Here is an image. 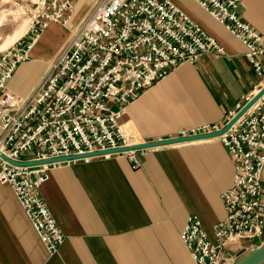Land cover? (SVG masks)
I'll return each mask as SVG.
<instances>
[{
    "label": "crops",
    "instance_id": "crops-1",
    "mask_svg": "<svg viewBox=\"0 0 264 264\" xmlns=\"http://www.w3.org/2000/svg\"><path fill=\"white\" fill-rule=\"evenodd\" d=\"M94 1L79 0L75 12ZM175 2L225 53L179 64L126 106L120 124L135 130L137 142L220 127L260 87L245 46L193 0ZM237 13L264 37V0H240ZM73 18L74 12L68 24L51 23L38 35L13 71L10 90L21 96L34 90L80 20ZM233 172L231 154L217 137L135 149L132 157L61 162L40 185L64 234L55 252L46 249L11 186L0 182V264H198L179 231L196 215L212 237L214 223L225 216L221 193ZM261 176L264 186V165ZM263 243L264 227L251 242L222 247L218 264H235Z\"/></svg>",
    "mask_w": 264,
    "mask_h": 264
},
{
    "label": "built area",
    "instance_id": "built-area-1",
    "mask_svg": "<svg viewBox=\"0 0 264 264\" xmlns=\"http://www.w3.org/2000/svg\"><path fill=\"white\" fill-rule=\"evenodd\" d=\"M193 1L245 46L244 55L261 87L264 37L239 17L240 0ZM75 2L31 0L25 37L0 50V150L13 159L129 145L134 141L122 132L119 119L131 101L179 64L203 54L225 53L175 0H95L69 30L34 90L28 96L17 95L8 87L16 66L29 57L38 35L51 23L71 21ZM217 128L205 125L180 135ZM217 138L234 167L231 185L221 193L225 216L214 223L212 237L196 215H190L180 233L201 264H218L222 247L251 242L262 233L264 94ZM127 153L132 157V151ZM47 169L46 164L16 166L0 157V182L13 187L39 237L53 251L63 234L39 193Z\"/></svg>",
    "mask_w": 264,
    "mask_h": 264
},
{
    "label": "water",
    "instance_id": "water-1",
    "mask_svg": "<svg viewBox=\"0 0 264 264\" xmlns=\"http://www.w3.org/2000/svg\"><path fill=\"white\" fill-rule=\"evenodd\" d=\"M264 94V84L258 88V90L247 100L245 103L239 107V109L226 120V122L221 125L219 128L195 133V134H185V135H177L172 137H166L162 139H156L151 141H142L138 143H134L131 145H124L114 148H108L103 150H97L93 152H85V153H74L68 155H62L58 157H51L45 159H32V160H25V161H16L8 158L0 151V156L6 160H8L12 164L16 165H35V164H43L49 162H56V161H66L73 158H81L86 156H95L101 154H110L115 152H122L127 150H134V149H144L149 147H155L165 144H172L177 142H185V141H192V140H200V139H208L213 138L221 135L225 132L236 120L242 116L256 101L257 99ZM264 259V243L253 249L249 254L245 255L241 259H239L235 264H258L260 261Z\"/></svg>",
    "mask_w": 264,
    "mask_h": 264
},
{
    "label": "rangeland",
    "instance_id": "rangeland-1",
    "mask_svg": "<svg viewBox=\"0 0 264 264\" xmlns=\"http://www.w3.org/2000/svg\"><path fill=\"white\" fill-rule=\"evenodd\" d=\"M78 1L79 0H76L74 5L73 22L78 18L81 20V18L89 9V6H87L86 3L80 10L75 12V7ZM30 3L31 0H0V44L5 43V45L0 46V50L7 48L12 43L25 37L24 33L26 32L29 24L27 7L30 5ZM21 26L25 28V32L13 41L8 42L14 31ZM127 125L125 126L126 129ZM129 127L135 133V130L130 125ZM134 139L136 140V138Z\"/></svg>",
    "mask_w": 264,
    "mask_h": 264
},
{
    "label": "bare ground",
    "instance_id": "bare-ground-1",
    "mask_svg": "<svg viewBox=\"0 0 264 264\" xmlns=\"http://www.w3.org/2000/svg\"><path fill=\"white\" fill-rule=\"evenodd\" d=\"M83 2H85V0H81V2H80V4L82 5V3ZM75 5V4H74ZM73 12H74V8H73ZM29 21H30V19H29ZM0 25H1V23H0ZM25 32V28L23 27V26H21V27H19L18 29H16L15 31H14V33L12 34V36L10 37V39H9V41L8 42H11V41H13L14 39H16L17 37H19L20 35H22L23 33ZM1 45H5V43H2V44H0V46ZM121 119V118H120ZM120 119H119V125L121 126V124H120ZM127 125V124H126ZM125 125V126H126ZM125 126H123V127H121V130H122V132L126 135V136H128L129 137V140L130 141H134L133 143H131V144H134V143H138L134 138L135 137H130V136H134V131H132V129L129 127V125H127V129H126V127ZM131 144H129V145H131ZM122 146H124V145H122ZM119 147V146H118ZM135 150V149H134ZM134 150H127V151H122V152H115V153H125V154H128L127 152H129V151H132V152H134ZM1 151V150H0ZM2 152V151H1ZM88 152H93V151H88ZM5 156H7L8 158H10V159H12V160H16V161H25V160H32V159H13V158H11V157H9L8 155H6L4 152H2ZM85 153V152H84ZM110 154H114V153H110ZM110 154H101V155H95V156H102V155H110ZM66 155H68V154H66ZM60 156H62V155H60ZM95 156H86V157H81V158H73V159H69V162L70 161H76V160H88V159H90V158H92V157H95ZM1 157V156H0ZM51 157H58V156H51ZM51 157H45V158H51ZM128 157H129V154H128ZM2 158V157H1ZM45 158H40V159H45ZM85 158H87V159H85ZM2 159H4V158H2ZM35 159H37V158H35ZM4 160H6V159H4ZM7 162H9L8 160H6ZM67 161V160H66ZM61 162H64V161H56V162H49V163H43V164H39V165H44V164H46V165H48V169L47 170H45V172H46V174H47V178H48V171H49V169L51 168V167H54L55 165H57V164H59V163H61ZM10 163V162H9ZM10 164H12V163H10ZM13 165H16V164H13ZM35 165H37V164H35ZM16 166H34V165H16ZM46 178V179H47ZM45 179V180H46ZM44 180V181H45ZM43 181V182H44ZM11 186V185H10ZM11 188L13 189V187L11 186ZM13 191H14V189H13ZM14 193H15V191H14ZM39 193H40V187H39ZM16 195V194H15ZM41 195V194H40ZM19 201V200H18ZM22 206V205H21ZM23 209H24V207H23ZM24 211H25V209H24ZM51 211V210H50ZM25 213H26V211H25ZM26 215H27V217L29 218V220H30V222H31V224H32V221H31V219H30V217L28 216V214L26 213ZM190 217V216H189ZM188 217V218H189ZM188 218H187V220H188ZM186 224H187V221H186ZM185 224V225H186ZM185 225H184V227H185ZM32 226H33V228H34V230L36 231V229H35V227H34V225L32 224ZM183 227V228H184ZM182 228V229H183ZM181 231L182 230H180L179 231V238H180V233H181ZM37 232V231H36ZM38 234V233H37ZM62 234H63V232H62ZM39 236V235H38ZM41 239V238H40ZM63 239H64V234H63ZM63 239L61 240V242L56 246V248H55V250H53V251H49L48 250V248H47V246H46V244H45V242L42 240V242H43V244L45 245V247H46V249L49 251V252H55L56 250H57V248H58V246L62 243V241H63ZM180 240L182 241V239L180 238ZM183 243V242H182ZM184 244V243H183ZM185 246V245H184ZM186 247V246H185ZM186 249H187V251L189 252V255H190V257L196 262V263H198V264H201V263H199L192 255H191V253H190V251H189V249L186 247ZM219 262V261H218Z\"/></svg>",
    "mask_w": 264,
    "mask_h": 264
}]
</instances>
